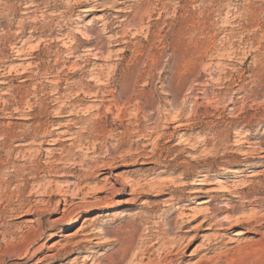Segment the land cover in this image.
<instances>
[{
	"label": "rangeland",
	"instance_id": "obj_1",
	"mask_svg": "<svg viewBox=\"0 0 264 264\" xmlns=\"http://www.w3.org/2000/svg\"><path fill=\"white\" fill-rule=\"evenodd\" d=\"M0 153V264L107 263L181 211L168 261L264 264V0H0Z\"/></svg>",
	"mask_w": 264,
	"mask_h": 264
},
{
	"label": "bare ground",
	"instance_id": "obj_2",
	"mask_svg": "<svg viewBox=\"0 0 264 264\" xmlns=\"http://www.w3.org/2000/svg\"><path fill=\"white\" fill-rule=\"evenodd\" d=\"M107 1V0H106ZM110 1V0H109ZM104 2V1H103ZM101 4H104L101 2ZM100 4V5H101ZM123 20V19H122ZM107 28V27H106ZM112 30V29H111ZM113 31V30H112ZM124 33V32H123ZM114 33H112L113 35ZM116 34V33H115ZM125 35V33H124ZM135 35V34H134ZM118 36V35H117ZM121 36V34H120ZM59 38V37H58ZM120 37H117L115 39H118ZM168 38V37H167ZM85 39V38H84ZM113 39V38H112ZM111 39V40H112ZM86 40V39H85ZM90 41V39H89ZM121 41V40H120ZM125 41V40H124ZM113 42V40H112ZM129 42V41H128ZM119 43V42H118ZM74 44V43H73ZM128 45V44H125ZM122 46V45H121ZM128 47V46H127ZM36 48V47H35ZM70 48V47H69ZM73 49V48H72ZM93 49V48H92ZM91 49V50H92ZM102 49V48H101ZM127 49V48H126ZM17 51V50H16ZM96 51H99L98 48ZM122 51V50H121ZM126 51V50H125ZM59 52V51H58ZM74 52V51H73ZM93 52V51H92ZM20 53V52H19ZM60 53V52H59ZM64 53V52H63ZM99 53V52H98ZM101 53V52H100ZM71 54H73L71 52ZM93 54V53H90ZM122 54V53H121ZM19 55V54H18ZM30 55V54H29ZM39 55V54H38ZM70 56V55H69ZM68 56V57H69ZM93 56V55H92ZM95 56H96V52H95ZM94 56V58H95ZM17 57V56H16ZM32 57V56H31ZM67 57V58H68ZM72 57V56H71ZM88 59V58H87ZM86 60V59H85ZM34 61V60H33ZM32 61V62H33ZM87 62V61H86ZM25 65V64H23ZM96 66V65H95ZM20 67V66H19ZM31 67V66H30ZM74 67V66H73ZM29 68V67H28ZM27 69V68H26ZM47 69V68H46ZM28 71V70H27ZM68 71V70H67ZM26 72V71H25ZM56 72V71H55ZM59 73V72H58ZM85 73V72H84ZM83 73V74H84ZM22 76V75H21ZM38 76V75H37ZM71 76V75H70ZM97 77V76H96ZM59 78V77H58ZM27 79V77H26ZM96 79V78H95ZM59 80V79H58ZM2 82V81H1ZM110 82V81H109ZM131 82V81H129ZM56 83V82H55ZM79 83H81V81H79ZM106 83V82H105ZM135 83V82H134ZM72 84V83H71ZM129 85V84H128ZM108 86V85H107ZM65 87V86H64ZM74 87V86H73ZM68 88V87H67ZM71 88V87H70ZM34 89V88H33ZM35 90V89H34ZM120 90V89H119ZM59 91V90H58ZM54 92V89H53ZM100 93V92H99ZM57 94V93H56ZM63 94V93H62ZM55 102V101H54ZM59 102V101H58ZM63 104V103H62ZM32 107V106H31ZM67 107V106H65ZM63 108V106H62ZM76 108V107H75ZM64 109V108H63ZM53 111V110H52ZM67 111V110H65ZM64 111V112H65ZM63 112V111H62ZM71 112V111H70ZM67 113V112H66ZM74 113V112H73ZM76 113V112H75ZM110 113V112H109ZM120 113V112H119ZM107 114V113H106ZM25 115V114H24ZM62 115V114H61ZM64 115V114H63ZM57 116V115H56ZM55 116V117H56ZM84 116V115H83ZM100 116V115H99ZM58 117V116H57ZM63 117V116H62ZM53 118V117H52ZM83 119V118H82ZM117 119V118H116ZM54 123V122H53ZM69 123V122H68ZM52 124V123H51ZM164 126V125H163ZM29 127V126H28ZM35 127V126H34ZM41 127V126H40ZM166 127V126H165ZM36 129V128H33ZM47 129V128H46ZM49 129V128H48ZM57 129V128H56ZM156 129V128H155ZM48 131V130H47ZM52 131V130H51ZM82 131V130H81ZM87 131V130H86ZM153 131V130H152ZM29 132V131H28ZM33 132V131H32ZM85 132V131H84ZM154 132V131H153ZM16 133V132H15ZM31 133V132H30ZM29 133V135H30ZM48 133V132H47ZM54 133V132H51ZM81 133V132H80ZM43 134V133H42ZM46 134V133H45ZM44 134V135H45ZM64 134V133H63ZM76 134V133H75ZM33 135V133L31 134ZM49 135V134H47ZM54 135V134H53ZM81 135V134H80ZM25 136V135H23ZM42 136V135H41ZM75 136V135H73ZM93 136V133H92ZM164 136V135H163ZM22 137V136H21ZM28 137V136H27ZM36 137V136H35ZM39 138V137H38ZM37 138V139H38ZM41 138V137H40ZM46 138V137H45ZM73 138V137H72ZM82 138V136H81ZM21 139V138H20ZM18 139V140H20ZM34 139V138H33ZM33 139H31L33 141ZM6 140V139H5ZM43 140V138H42ZM69 140V139H68ZM75 140V138H74ZM74 140L72 142H74ZM84 140V139H83ZM82 140V141H83ZM44 141H47L46 139ZM8 143V142H7ZM49 143V142H48ZM5 144V143H4ZM29 143H26V145H28ZM32 144V142H31ZM35 144V143H34ZM18 145V144H17ZM21 145V144H20ZM23 145V144H22ZM5 146V145H4ZM8 146V144H7ZM12 147V146H11ZM83 147V146H82ZM22 148V147H21ZM5 150V149H4ZM195 150V149H194ZM8 151V150H7ZM78 151V150H77ZM171 151V150H170ZM169 151V152H170ZM9 152V151H8ZM15 152V150H14ZM13 152V153H14ZM17 152V151H16ZM19 153V152H18ZM17 153V154H18ZM22 153V152H21ZM24 153V152H23ZM1 154V153H0ZM23 155V154H22ZM21 155V156H22ZM17 156V155H16ZM24 156V155H23ZM142 157V156H141ZM121 158V157H120ZM140 158V157H139ZM143 158V157H142ZM150 158V157H149ZM2 159V158H1ZM20 160V159H19ZM31 160V159H30ZM126 160V159H125ZM121 161V160H120ZM26 162V161H25ZM152 162V161H151ZM141 163H149V162H141ZM154 165L156 166H164V167H168V165L163 164L161 161H155L152 162ZM2 164V163H1ZM12 164V163H11ZM126 164V163H125ZM186 164V168H191L189 163H185ZM94 166V165H93ZM170 166V165H169ZM182 166V162L181 164H177V167H181ZM199 166V165H198ZM3 167V166H2ZM175 167V166H174ZM55 168V167H54ZM184 168V167H183ZM14 169V168H13ZM175 169V168H174ZM178 169V168H177ZM11 171V169H10ZM14 171V170H13ZM191 171V170H190ZM189 170H187V172L185 173L184 176H182L183 178H191V176L193 175V172H190ZM92 174V173H91ZM201 175H196V178L193 179L192 182L185 184L184 185V189L186 194L185 195H181L178 197V201L176 202V205H178V209L182 206H185L182 210H189V212L193 213V214H197L199 212V210L197 209V205L195 204V200H198L200 198H202L201 194H210L212 192V190L210 189H204L201 187H193V186H201L203 184L206 185V183L203 182V179L197 178L202 176ZM69 176V175H68ZM204 176V175H203ZM7 177V175H6ZM67 178V177H66ZM5 179V178H4ZM78 179V178H77ZM1 180V179H0ZM11 181V180H10ZM12 182V181H11ZM1 183V182H0ZM187 189V190H186ZM226 192H230L228 188H226ZM99 192V191H98ZM143 194H148V192H144ZM237 197V196H236ZM261 200V199H260ZM264 200V199H263ZM259 201V199H258ZM125 204L129 203L130 201H123ZM204 202H208L205 201ZM248 202V201H247ZM246 202V203H247ZM250 202V201H249ZM256 202V200H255ZM203 203V202H202ZM193 204H195V206H193ZM201 204V203H200ZM261 204V203H260ZM243 205V204H242ZM246 205V204H245ZM250 205V204H249ZM188 207V208H187ZM264 207V205H263ZM215 210V209H214ZM173 214V212H171V214L169 216H171ZM215 216L213 215H209L208 212L206 214H204V219L198 221V223L193 227V228H197V229H201L204 227V225L206 224L207 221H210V226H225L227 224H232V225H239L241 224L240 222L237 221H215L212 222L213 218H216V213H214ZM190 215L184 213V212H180L177 214L176 219L170 218L168 223H167V227L163 228V232L157 234L158 236H155V234H153V232L151 230H149L150 234L147 235V237H143V239H140V241L135 242L134 241V229L132 232H130L127 236L126 239L124 240V238L122 239L123 241L120 242V249L115 250L114 253V257H111L110 261L107 263H100V264H178L180 263L177 262V260H167L168 256H171V254L173 253L174 249L176 247L181 246L182 242L186 240V235L187 233L190 231L187 226H188V222L185 220L187 217H189ZM193 216V215H191ZM198 216V215H197ZM258 216V215H257ZM259 221L258 218H254L252 217V219L249 221V224L252 225V222L257 223ZM134 223V222H133ZM254 225V224H253ZM136 227V226H135ZM264 227V221H260L259 224H256L253 228H262ZM219 228V227H218ZM138 229V227H137ZM147 229V228H146ZM257 231V230H256ZM161 232V231H160ZM146 233V232H145ZM192 240V238L190 239ZM212 241V240H211ZM103 242V241H102ZM106 243L108 244V241H106ZM105 243V244H106ZM212 247V244L210 243L209 246L206 248L207 251H210V249ZM248 254V253H246ZM107 255L103 254L101 255V257H99V259L102 261L106 260Z\"/></svg>",
	"mask_w": 264,
	"mask_h": 264
}]
</instances>
